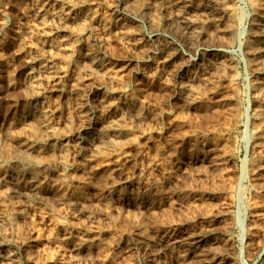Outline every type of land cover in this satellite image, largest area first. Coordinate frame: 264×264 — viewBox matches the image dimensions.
<instances>
[{
  "label": "rangeland",
  "instance_id": "obj_1",
  "mask_svg": "<svg viewBox=\"0 0 264 264\" xmlns=\"http://www.w3.org/2000/svg\"><path fill=\"white\" fill-rule=\"evenodd\" d=\"M39 1L0 0V60L8 59L6 67L0 64V91L7 97L0 104V145L19 132L14 128L28 91L25 59L17 51L29 42L47 43L38 29L28 31L45 3L42 19L52 22L53 42L67 50L45 74L52 87L44 102L48 120L69 134V145L64 154L60 143L54 153L43 146L35 157L39 193L48 201L8 197L12 185L2 180L0 215L8 223L0 224V264H264V52L256 60L248 54L250 43L264 46L252 27L253 11L264 0H187L195 10L213 5L226 21L225 11L232 13L234 42L211 26L192 35L181 21L166 25L161 0H152L146 17L139 11L143 0L125 11L121 0H90L86 10L77 8L84 0ZM56 7L70 18L60 33L51 18ZM89 8L96 24L85 20ZM203 11L206 22L212 13ZM105 112L124 115L129 124L113 146L88 139L94 127L82 131L78 121L81 115L98 121ZM25 124L23 132L35 127L31 120ZM17 164L0 154L1 171ZM54 188L82 196L92 215L51 195Z\"/></svg>",
  "mask_w": 264,
  "mask_h": 264
},
{
  "label": "bare ground",
  "instance_id": "obj_2",
  "mask_svg": "<svg viewBox=\"0 0 264 264\" xmlns=\"http://www.w3.org/2000/svg\"><path fill=\"white\" fill-rule=\"evenodd\" d=\"M39 1V0H37ZM49 2V0H47ZM45 1V2H47ZM52 1V0H51ZM76 1V0H75ZM98 1V0H97ZM108 1V0H106ZM110 1V0H109ZM132 1H142V0H121V3H120V7L123 8V10H128L130 8H132L130 2ZM156 1V0H155ZM223 2L226 3L227 0H218V2ZM262 1V0H261ZM36 2V1H35ZM43 2V1H42ZM41 2V3H42ZM47 2V3H48ZM77 2V1H76ZM94 2V1H93ZM143 6H142V9L139 10L141 15L142 16H145L146 17V14L149 13L147 12V10H150L148 9L149 8H152L154 5L151 4L152 0H143ZM141 2V3H142ZM157 2V1H156ZM190 2V1H189ZM187 0H161V6H162V9H161V12H165L167 15L165 16V24H169L170 22H179L180 21L182 23H184L188 28H189V31H190V34L192 35H195L198 32V28H201L203 29V26L205 28V26H211L213 28H215L217 31H218V34L220 35H224L227 40L229 42H232L233 40L236 39V36H237V32H236V24H235V19H233L232 17V13L229 15L228 12L225 11L226 15H227V21L226 20H223V18H218L217 17V11L213 5H206L203 6L204 8H201L199 7L198 10H195ZM215 2V1H214ZM213 2V3H214ZM221 2V3H222ZM259 3L260 0L258 1ZM40 3V1H39ZM50 3V2H49ZM54 3H56L54 1ZM79 3V2H78ZM82 4L80 6H78L77 8L80 9V10H86V5H90V8H91V1L90 0H84L83 2H81ZM96 3V2H95ZM159 3V1H158ZM211 3V2H210ZM263 3V2H262ZM38 4V3H37ZM36 4V5H37ZM43 4V3H42ZM155 4V3H154ZM157 4V3H156ZM219 4V3H218ZM221 4V5H223ZM227 4V3H226ZM253 4V3H252ZM40 5V4H39ZM46 3L44 4V7H45ZM49 5V4H48ZM71 5V4H70ZM75 5L77 4H74V7H76ZM158 5V4H157ZM200 5V4H199ZM54 6V5H53ZM67 6H68V3H67ZM98 6V5H97ZM137 6V5H135ZM160 6V4H159ZM218 6V5H217ZM228 6V5H227ZM42 7V6H41ZM40 7V12L37 10V12H39L38 14H35L34 17L32 18L33 20L30 21L32 23L31 25V28L28 29L31 30L30 32H35V29H38L37 31L38 32H42L43 35H45V37L47 38V43H44V42H37L35 43L34 46H30V42H29V46L26 47L25 50H19L17 51L18 52V56L20 57H24V61H25V65H24V72H25V80H24V87L26 88V90L28 91V97H27V106H26V109L25 111L23 112V115H22V121L20 123L17 124V126L14 128L16 131H19L17 132V134H15L13 131L12 134H8L6 136H4V138L2 139L3 140V143H4V146H1L0 145V154L2 155L3 158L7 159V160H17L19 162V166L18 164L15 165L16 167H13L11 170L9 171H1L0 170V189L2 188L3 190V185H2V180H4L5 182H9L12 186L11 189H9V191L6 190V195L8 197H14L15 195H25V199L27 200V202L29 203L30 200H40V201H43V202H46L48 201L47 200V195L46 193L41 195L39 193V187H40V184H39V181H38V178H37V169L39 167V163H41L39 161V163L37 162L38 160L35 158L37 157L36 155H39L41 154V151H44L43 149V146H47L49 148V150L51 152H56V150H58V147L60 148V151L63 152H67L68 151V147H67V144L66 143V140L70 137L69 134H60L58 133L57 129L55 128L56 125L51 123L50 121L48 120V114L50 112V109L45 105V102L46 101V93L47 91L49 90V85H50V82H49V79L47 78V75L45 74H48L49 73V67L50 65H53V64H56L57 62H61L62 61V58H61V54L63 55V53H60L63 48H65V46L67 44H65V46L62 48V46L60 44H57V43H54L52 39V36L53 34H55L54 32L55 31H51L49 32L50 28H49V23H52L51 21L49 23H47L45 20H43L42 18V15L44 14L45 10H44V7L41 8ZM51 7V6H50ZM61 7H64L61 5ZM141 7V6H139ZM47 8V7H46ZM57 8V7H56ZM76 8V9H77ZM90 8L87 10V12H84L83 14L87 15L85 16V20H88L90 19V22L95 23L92 21L95 20L94 19V15H91V13H88V12H92V10H90ZM98 8V7H96ZM197 8V7H196ZM223 8V7H222ZM226 8V7H225ZM54 9V8H53ZM93 9V8H92ZM231 9V8H229ZM36 10V9H35ZM50 10V9H49ZM58 10V8H57ZM69 10V9H67ZM72 10V9H70ZM79 10V11H80ZM94 10V9H93ZM98 10V9H97ZM203 10H208L210 11L209 13L211 14V16H208V21L206 20L203 21L201 18H203L204 16L201 15L200 12H202ZM47 11H48V8H47ZM46 11V12H47ZM59 11V10H58ZM78 11V10H77ZM95 11V10H94ZM222 11V10H221ZM220 11V12H221ZM224 11V10H223ZM229 11V10H228ZM52 12V10L50 11ZM71 12V11H70ZM205 12V11H203ZM230 12V11H229ZM68 13V12H67ZM94 13V12H93ZM97 13V12H95ZM129 13V12H128ZM132 13V12H130ZM253 31L256 35L255 38H259L260 41H263L264 42V4H261V6L258 7V9L255 10V12L253 11ZM28 14V13H27ZM26 14V15H27ZM33 14V13H32ZM50 14V13H49ZM66 14V13H65ZM69 14V13H68ZM99 14V12H98ZM164 14V13H163ZM53 17H51L52 19L54 18L55 22L58 23L57 25V32L56 33H60L62 32L63 30L65 29H68L67 28V23L69 21L70 18L66 19L64 18L65 15L63 14L62 11H59V12H55V14H53ZM138 15V14H137ZM139 15V16H141ZM149 15V14H148ZM165 15V14H164ZM48 16H51L48 15ZM47 17V16H46ZM105 17V16H103ZM221 17V16H220ZM224 17V16H223ZM72 19V18H71ZM101 17H100V22H101ZM109 19V18H108ZM204 19V18H203ZM239 19V18H238ZM104 20V19H103ZM107 20V19H105ZM96 21V20H95ZM98 21V20H97ZM109 21V20H108ZM89 22V21H87ZM104 23L106 21H103ZM111 22V21H110ZM109 22V24H110ZM117 22H118V19H117ZM84 23V22H83ZM102 23V22H101ZM103 23V24H104ZM28 24V23H27ZM75 24V23H73ZM78 24V23H76ZM75 24V25H76ZM86 24V23H85ZM88 24V23H87ZM96 24V23H95ZM98 24H100L98 22ZM107 24V23H105ZM69 25V24H68ZM72 25V24H71ZM82 25V24H81ZM84 25V24H83ZM82 25V27H83ZM91 25V23H90ZM28 26V25H27ZM26 26V27H27ZM30 26V25H29ZM28 26V27H29ZM105 26V25H104ZM162 26V25H160ZM78 27L81 28V26L78 25ZM93 26H90V28H92ZM109 27V25H108ZM107 27V28H108ZM106 28V29H107ZM160 28V27H159ZM27 28H25L26 30ZM82 29V28H81ZM94 29V28H93ZM84 30V28H83ZM95 30V29H94ZM92 30V31H94ZM105 30V29H104ZM27 31V30H26ZM25 31V33H27ZM80 31V30H79ZM82 31V30H81ZM84 32V31H82ZM104 32V31H103ZM107 32V31H106ZM129 32V31H128ZM71 33V32H70ZM74 33V32H73ZM85 33V32H84ZM98 33H100L98 31ZM97 33V34H98ZM243 33V32H242ZM253 33V34H254ZM34 34V33H33ZM39 34V33H38ZM36 35V36H39V35ZM83 34V33H82ZM89 34V33H88ZM128 34V33H127ZM134 34V33H133ZM252 34V35H253ZM78 35V33H77ZM94 35H96L94 33ZM138 35V33H137ZM31 36V35H30ZM34 36V35H33ZM32 36V37H33ZM42 36V35H41ZM56 36V35H55ZM90 36V35H89ZM92 36V34H91ZM132 36V35H131ZM254 36V35H253ZM30 37V38H32ZM43 37V38H45ZM69 37V36H68ZM73 37V36H72ZM100 35L98 36V39H101L99 38ZM136 37V36H135ZM141 37V36H140ZM194 37V36H193ZM222 37V36H220ZM26 38V37H25ZM24 38V39H25ZM29 38V37H28ZM70 38V37H69ZM75 38V36H74ZM92 38V37H91ZM97 38V37H95ZM42 39V38H41ZM67 39V37H66ZM64 38V40H66ZM97 39V40H98ZM35 40V38H34ZM96 40V39H95ZM102 40V39H101ZM99 40V41H101ZM46 41V40H45ZM67 41V40H66ZM65 41V42H66ZM69 41V40H68ZM136 41V40H135ZM27 42V41H26ZM36 42V41H35ZM59 42V41H58ZM61 42V41H60ZM234 42V41H233ZM262 42V43H263ZM97 43V42H96ZM101 43V42H100ZM100 43H97V44H100ZM104 43V42H103ZM102 44V43H101ZM259 44L258 42L255 44L250 43L249 46H248V54L255 58V60L257 58H260L262 55H263V52H264V46H260L257 45ZM23 46V45H22ZM165 47V45L163 46ZM22 48V49H23ZM168 48V46H167ZM163 49H166L163 48ZM65 51L67 49H64ZM63 50V51H64ZM76 50V49H75ZM75 50H74V53H75ZM164 51V50H163ZM171 51V49L169 50V52ZM173 52V50H172ZM176 52V51H175ZM223 51L221 50H218V53L215 55L218 57L219 60H221L223 57L220 55L222 54ZM247 52V51H246ZM89 53V52H88ZM87 53V54H88ZM92 55L90 54L89 55V59L90 60H95L96 61V58L94 55H93V52H91ZM96 53V52H95ZM168 53V52H167ZM165 53V54H167ZM171 53V52H170ZM98 54V53H96ZM169 54V53H168ZM17 56V54H16ZM75 56V55H74ZM212 56V55H211ZM264 56V55H263ZM3 57V56H2ZM70 57V56H69ZM214 57V56H213ZM4 58V57H3ZM6 58V57H5ZM208 58V57H207ZM211 58V57H209ZM250 58V57H249ZM65 60H67L69 62V58L66 59V57L64 58ZM87 59V60H89ZM212 59V58H211ZM8 59H3V60H0V64L2 66V68L6 67L8 65ZM89 60V61H90ZM169 60V59H167ZM205 60V59H204ZM209 60V59H208ZM218 60V61H219ZM224 60V59H223ZM252 60V58H251ZM11 61V60H10ZM23 61V60H22ZM21 61V62H22ZM254 61V59H253ZM258 61V60H257ZM76 62V61H74ZM94 62V61H93ZM98 62V61H97ZM206 62V61H205ZM210 62V61H209ZM217 62V61H215ZM214 62V63H215ZM221 62V61H220ZM255 62V61H254ZM78 63V62H77ZM204 63V62H203ZM211 63V62H210ZM218 63V62H217ZM222 63V62H221ZM221 63H218V64H221ZM68 64V63H67ZM70 64V63H69ZM94 64V63H93ZM92 64V65H93ZM206 64V63H205ZM216 64V63H215ZM223 64V63H222ZM23 66V64H21ZM20 65V66H21ZM80 64H78L77 66H79ZM224 65V64H223ZM223 65H220V66H223ZM226 65V64H225ZM19 66V67H20ZM209 66V65H208ZM92 67V66H91ZM97 67H99V64L97 63ZM92 68H96L95 67H92ZM222 68V67H221ZM23 69V68H22ZM91 69V68H90ZM5 70V69H4ZM80 70V69H79ZM88 70V69H87ZM21 71V70H20ZM66 71V70H65ZM209 71V69L207 70ZM88 72V71H86ZM3 73V72H2ZM56 73V72H55ZM19 75V73H18ZM51 75V74H50ZM57 75V73H56ZM15 76V75H14ZM58 76V75H57ZM162 76V75H161ZM53 77V76H52ZM62 77V75H61ZM59 77V78H61ZM196 77V76H195ZM194 77V78H195ZM14 79V77H12ZM193 78V79H194ZM12 79V80H13ZM51 79V78H50ZM54 79V78H53ZM68 79V78H67ZM66 79V80H67ZM109 79V78H108ZM170 79V78H169ZM172 79V78H171ZM11 80V81H12ZM61 80V79H60ZM65 80V79H64ZM63 80V81H64ZM65 80V81H66ZM69 80V79H68ZM67 80V82H68ZM186 80V79H185ZM15 81V79L13 80ZM53 81V80H52ZM168 81V80H167ZM190 81V80H189ZM10 82V81H9ZM185 82V81H184ZM188 82V81H187ZM197 82V81H196ZM60 83V82H59ZM62 83V82H61ZM49 84V85H48ZM183 84V83H182ZM181 84V85H182ZM188 84V83H187ZM186 84V85H187ZM10 85V84H9ZM62 85V84H61ZM185 85V83H184ZM190 85V83H189ZM192 85V84H191ZM55 86V85H54ZM63 86V85H62ZM80 86V85H79ZM78 86V87H79ZM261 87L264 86V84H261L259 85ZM50 87H52L50 85ZM60 86H58L59 88ZM185 87V86H184ZM193 87V86H192ZM14 88V86H13ZM55 88V87H53ZM80 88V87H79ZM83 88V87H82ZM7 90V88H5ZM10 89V88H9ZM52 89V88H51ZM75 89V88H74ZM55 90V89H53ZM52 90V91H53ZM59 90V89H58ZM76 90V89H75ZM50 91V90H49ZM48 91V92H49ZM262 91V90H261ZM9 93V92H8ZM53 93V92H52ZM3 92L0 91V104H2V101H3ZM4 98H7V97H4ZM5 104V103H4ZM17 104V102L15 103ZM113 104V103H112ZM3 106V105H2ZM234 106V105H233ZM15 107V106H14ZM52 109V108H51ZM105 109V108H104ZM118 110V109H117ZM153 112V111H152ZM79 113V112H78ZM111 112H105L104 115L102 116L101 119H99L98 121H94L93 117L90 118L88 116H85V115H81V116H78V121L79 123L82 125V128L83 130L82 131H88V127L89 126H93L94 127V130L92 132H86V136L88 137V139H96V141H99V143H102L103 145H110V146H113L114 144H116L118 141L120 142V140H124L123 138L126 137V130H124L125 128L123 126L127 125L128 121L126 122L127 124L124 125V119L125 117H123L121 114L119 113H116L114 112L113 115L110 114ZM51 114V112H50ZM103 114V113H102ZM87 115V114H86ZM128 117V116H127ZM137 117V116H136ZM70 118V117H69ZM135 118V117H134ZM32 121L35 123V127H31L29 129L25 128L23 132L22 130H20V128H22V125L25 124L26 122L28 121ZM70 120V119H69ZM147 120V119H146ZM68 121V119H67ZM132 121V120H131ZM55 122V121H54ZM59 124V123H57ZM27 125V124H25ZM129 125V124H128ZM139 125V124H138ZM28 126V125H27ZM135 126V125H134ZM127 127V126H125ZM131 128V127H130ZM11 128L8 127V132H10L11 130H9ZM131 135V134H130ZM27 136H33L34 137V140L33 141H28L27 139ZM128 137V136H127ZM132 138V137H131ZM134 138V136H133ZM132 138V139H133ZM130 139V138H129ZM92 142V141H91ZM90 142V143H91ZM118 142V143H119ZM60 143V145L58 146V144ZM97 143V142H95ZM13 145H17V150H14V146ZM69 145V144H68ZM88 146V145H87ZM93 146V145H92ZM95 146V144H94ZM43 148V149H42ZM70 151V150H69ZM64 154V153H63ZM88 157V156H87ZM92 157L90 156V158H87L86 160L88 161H91ZM61 161V160H60ZM63 161V159H62ZM9 162V161H8ZM64 162V161H63ZM44 168V167H43ZM49 168V167H48ZM4 169V168H3ZM2 169V170H3ZM39 170V169H38ZM115 171V170H114ZM120 174V173H118ZM41 183V182H40ZM42 184V183H41ZM221 186V185H220ZM65 192H63L62 190L58 189V188H54V189H51L50 191V194L57 197L58 199H60L61 201H63L64 203H66V205H70V206H73L74 208L76 207H83L84 208V212L88 215V214H91V211H89L85 205H84V198L82 196H76L74 194H65ZM20 195V196H21ZM23 195V196H24ZM22 196V197H23ZM1 200V199H0ZM24 200V199H23ZM39 201V202H40ZM72 207V208H73ZM23 210V209H22ZM22 210L20 209H17V213L19 215H23V212ZM92 215V214H91ZM7 217V216H6ZM4 215H0V224H7L8 223V219L6 218ZM11 220V219H10ZM26 222V221H25ZM240 224L241 223V220L239 221ZM54 224V223H53ZM61 224V223H60ZM123 226V224H120ZM119 225V227H120ZM55 228L58 226V224H54L53 225ZM126 227V226H125ZM61 228V227H60ZM67 228V227H66ZM123 228V227H122ZM53 230H56V229H53ZM67 230V229H66ZM69 231V230H68ZM17 232V231H16ZM61 232V230L59 231ZM64 232V231H63ZM71 233V232H69ZM66 234V232H65ZM75 235V234H74ZM66 236V235H65ZM53 237V236H52ZM49 238V237H48ZM90 239V238H89ZM64 240V239H63ZM75 240L77 241L76 238H72V237H68V242H75ZM80 241V238L79 240L77 241L79 243ZM84 241V240H82ZM86 241V240H85ZM64 242V241H63ZM65 243V242H64ZM63 243V244H64ZM83 244V243H82ZM168 248V247H167ZM11 255V254H10Z\"/></svg>",
  "mask_w": 264,
  "mask_h": 264
}]
</instances>
